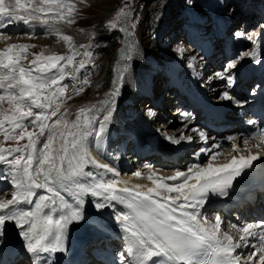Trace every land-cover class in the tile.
Here are the masks:
<instances>
[{"label":"snow or ice","instance_id":"6c2138e0","mask_svg":"<svg viewBox=\"0 0 264 264\" xmlns=\"http://www.w3.org/2000/svg\"><path fill=\"white\" fill-rule=\"evenodd\" d=\"M186 3L192 6V0ZM74 11L72 0H0V39H11L14 33L7 31L9 25H29L33 21L42 25H49L50 21L72 24L70 17ZM123 15L126 13L121 12ZM110 27L115 29L117 23L110 22ZM61 39L68 43L72 54L44 55L41 52L29 60L28 49L34 45L9 43L0 49V135L4 141L14 142L7 148L0 143V166H6L0 180L9 181L10 177L13 188L11 198H0V255L11 223L32 264H55L56 254L68 251L70 229L89 222L85 198L90 195L98 213L109 208L115 210L116 204L125 209L116 211L114 216L126 242L125 252L118 254L114 264H264V222L240 228L243 234L234 241L231 235L221 231L220 215H216L215 224L205 216V206L210 199L229 196L255 167L253 162L260 159V152L253 153L248 147L249 138H244L247 155H243L235 143L237 137H227L236 154L225 163L217 164L214 161L223 146L213 142L209 147L207 133L193 127L191 131L205 145L196 155L206 158V163L193 162L187 170H175L167 177L150 170L146 178L151 181V187L129 186V181L119 179L118 170L98 162L85 146L87 137L102 140L108 132L127 66L118 71L116 87L109 93L108 100L81 107L75 120L70 121L67 109L61 111L63 102L71 98L65 96L68 85L64 81L69 77L78 80V74L89 61H81L69 72L78 53L71 45V37L64 35ZM84 55L91 56V53L86 51ZM253 58L256 59L255 55ZM22 61H28L27 65ZM236 68L237 63L229 61L215 76L231 88ZM83 83L87 84V79ZM74 87L75 95L84 90L78 84ZM220 97L235 100L227 91ZM155 115L148 109L149 118ZM30 125L33 130H29ZM258 136L259 143L255 147L264 152V131ZM167 139L173 144L194 142L193 136L184 134L178 140ZM24 140L27 142L21 143ZM89 165L111 174V178L104 179L86 171ZM133 175L142 178L139 171ZM120 184L124 186L118 187ZM38 190L45 194L37 195ZM65 192L74 197V204L68 203ZM21 205L31 207L25 210ZM252 238L257 239V243H251ZM242 248L254 249L246 260L243 253L237 251Z\"/></svg>","mask_w":264,"mask_h":264},{"label":"rangeland","instance_id":"374dc122","mask_svg":"<svg viewBox=\"0 0 264 264\" xmlns=\"http://www.w3.org/2000/svg\"><path fill=\"white\" fill-rule=\"evenodd\" d=\"M72 3L75 4V11L70 17L74 21L72 24L66 22H57L53 24L50 21L49 25H42L39 21H33L32 23L44 26L49 32V34H44L39 31L36 36L30 35V26H27L25 30L24 25L18 28L17 26L15 27V25H12V28L7 30L15 28L16 31L22 33L20 35H12L11 39H0V49L5 48L9 43H20L34 45V47L28 49L29 60L33 59L35 54H40L41 52H43L44 55L55 53L56 55L66 56L72 53L68 43L63 41L61 37L64 35L71 37V45L75 48L78 54L74 56L73 66L69 67L68 71L73 72L74 67L78 66L81 61H89L86 68L81 70L78 74V80H73L69 77L64 81V83L68 85L65 91V96L71 98L66 99L63 102V108L61 111L66 108L68 112L67 119L71 118L72 120H75V115L81 107H88L93 104H98L101 101L108 100L109 93L116 87V84L114 83L112 87L108 88L109 85L105 82L108 69L110 68L109 65L111 64V59H114V49L108 47L110 44L109 41L106 42L101 40V30L105 28L113 32L114 29L110 27V22L117 23L118 18L121 16V12L124 13L128 6L127 4L131 3V6L129 7L130 11L131 9H134L133 6L136 7V10L133 15L131 11L127 21H124L125 24H123V27L126 37H124L123 44L115 54V59L117 58V67L115 68L116 75H118V71L125 65L127 66V71L123 76L120 95L116 98L117 102L111 119L112 125L110 124L108 127L113 126L117 120V122L127 123V126H130V128L133 129L135 135H139L141 131L136 124H138V122H140L139 119L142 118L149 127H154V129L156 128L155 123L159 127L162 125L163 120L165 124L172 128V130L176 131L180 126L175 120V115L179 116L178 109L180 108H176V104L172 103V105H170L172 106L170 109L171 113L168 115L171 116L168 117L167 115L166 119L158 118V120L156 118L158 117L157 115L154 118H149L147 116V111L151 105L148 107V102L145 101V99H142L136 104L132 103L131 106L124 104L125 96L121 94V91L126 92V90L130 89L133 81L132 78L138 77L140 80L141 78L143 79L142 73L145 71V68L141 66L140 62L145 63L151 61L149 58L150 56L148 55L151 54L153 58L160 59L162 62L166 63H176L178 61L180 64L179 70L181 67H186L187 70L182 77L186 81H191L198 77V75H202L203 71L200 72V70H202V66L205 68L208 66V61H205V64L200 66L201 69L197 68V65L193 64L198 61L197 54H190V50L192 49H190L191 46L190 44H187L186 41L189 39L191 42L193 39L197 40L201 37H205V41L208 42L210 39L207 34H214L217 38L221 27L225 22H228L227 27L229 30H232H230L227 35V39L232 40L230 43L231 49L229 55L227 56V59H225L223 56H226V53H220L219 56L221 57H216L215 59L220 61L225 59L222 68H217L218 70H215V72H213L214 70L211 71V69H209L207 72L216 79L217 77L214 74L223 71L225 65L229 61L237 63V68L233 71H237V74L239 75L238 70H240V65L246 60L251 61L253 55L256 56L257 50L261 44L260 40H262L264 35V29H261V25H264V0L262 2H259L258 0H192V6H188L186 0H72ZM127 22L128 25L126 24ZM194 28L197 31L192 32ZM237 32H241L244 35L238 37L235 35ZM204 34L207 36H204ZM98 35H100V37ZM198 47L201 51L202 45L199 44ZM86 51L90 52L91 56H85L84 52ZM120 53H123L122 58L120 57ZM206 53H210V50H207ZM128 57H131V59H128ZM188 57H192L190 61ZM198 58L201 59L200 56H198ZM22 63L27 65L28 61H22ZM189 64H192L193 67L196 66V68H189ZM211 64H214V62ZM210 67H212V65ZM129 68L133 69L129 70ZM161 70L163 71V76L161 75L159 77L160 72L158 71L156 74L157 78H151L150 80V83L152 84L150 89L153 87V91L161 90V86H163V82H161L163 81V77L167 78V75H169L168 72H170V69L163 67ZM85 79L88 81L87 84L83 83ZM211 82L215 83V81L212 80ZM223 82L225 83V81H222V83ZM77 84L84 89L79 95H75L76 87H74V85ZM127 86L130 87L128 88ZM140 87L141 86L137 84V88ZM213 88H215V86ZM154 93V99H156L157 94L156 92ZM0 94H2V90L0 91ZM3 106L5 108L8 107L7 103H4ZM153 112H155V109H153ZM116 115L120 116L117 117ZM55 119L56 118L54 117L53 120ZM173 119L176 124L173 123ZM158 127L156 129H159ZM29 130H33L31 125L29 126ZM142 139L145 140L142 142L146 144L148 147L147 150L150 151L142 154H145V156L148 157V163H154L151 161H157V157H155V152L150 149V137ZM165 139L166 138H164V140ZM164 140L161 138V148L168 149L171 141L169 139V142H167L168 147L165 148L163 147L165 146L163 145ZM137 141L140 142V140ZM26 142V140L21 141V143ZM0 143H3L5 148L13 146L14 144L13 141H4L3 135H0ZM122 143L114 146V149L112 147L111 150H118L120 152L122 149ZM181 147L184 148L183 146ZM174 148H176V145ZM130 149L131 148L128 146L127 150ZM113 154L114 153H112V155ZM135 155V151H132L128 156L125 155L127 156L126 163L132 165V170L136 167V164H133L134 161L136 162ZM181 157L183 158L184 155ZM181 157L179 158L182 159ZM5 167L6 166H0V174H3V169ZM144 168L145 167L141 168L138 166V169H141L140 172L143 173L145 172ZM172 169L173 168L168 166H160L158 168V170H163L165 172L162 177H167L173 172V170H176ZM126 170L128 169L126 168ZM2 181L3 180H0V182ZM5 182L6 186L9 185L12 188L10 177L9 181ZM8 191L9 190L7 189L3 191L5 193L2 192L0 198H3L4 196V198L7 199L9 194L13 191V188L9 192ZM28 206L30 207L31 205ZM26 207L27 205H22V208L25 210H27ZM85 229L86 228H81L80 233ZM10 230L15 231L11 224H9L7 232Z\"/></svg>","mask_w":264,"mask_h":264},{"label":"bare ground","instance_id":"6f19581e","mask_svg":"<svg viewBox=\"0 0 264 264\" xmlns=\"http://www.w3.org/2000/svg\"><path fill=\"white\" fill-rule=\"evenodd\" d=\"M22 25H24V24L23 23H20L18 25H15V27L17 26V28H18V27H20ZM24 26H25L24 27L25 30H26V27L27 26H30L31 27V30L29 32L30 35L36 36V35H38V32L39 31L41 33H44V34H49V32L42 25L34 24V23L31 22L29 25H24ZM10 28H12V25H9V28L8 29H10ZM221 28L224 29L225 28V24ZM7 31L8 32L9 31L10 32L13 31V33H14L13 35H16V34H19L20 35L22 33V32L16 31L15 28L14 29H11V30H7ZM22 31H24V30H22ZM197 38H199V37H197ZM197 40L199 41L197 45H199V44L202 45V50L201 51H205V52L207 50H210L211 51L212 46H211V44L209 42L202 41L201 38H199ZM190 43H191L190 40H188L187 44H190ZM260 43L261 44H260V46H259V48L257 50V53H256V56L255 57L256 58L263 59V64H264V35L262 37V40H260ZM223 46H225L226 53L229 54L230 44L227 43V42H224L223 43ZM190 49H192V48H190ZM191 53L192 54H195V51L194 50H190V54ZM197 54H199V53H197ZM191 58H189V61H190ZM252 61L248 62L246 60L245 63H247V64H245L244 66L250 67L251 65H249V64ZM217 63H218L217 61H214L213 66L217 65V68L218 69L220 67L222 68L223 65L218 66L219 64H217ZM220 64H222V63H220ZM209 67H210V64H209ZM184 70H186V67H185ZM209 76L211 77V80L212 81H215V83H216L217 86H220V88H223L224 82L222 83V81L217 76H216L217 77L216 79L214 77H212L211 74ZM175 77H177V76H175ZM234 77H236V74L235 73H234ZM138 81H139V84H141V81L140 80H138ZM135 83L138 84L137 78H135L133 80L132 87H135L137 90H139L141 87L140 88H137V84L135 85ZM221 85H223V86H221ZM245 85L246 84H244L242 86V90L245 88L244 87ZM242 90H240L239 93L231 94V95L234 96V97H236L239 94H241V96H242ZM197 94H201V92H200L199 89H191L188 92V95H197ZM134 96H137V95L134 94ZM157 98H159V97H157ZM194 99H196V98L194 97ZM152 101L154 102L155 105H157L156 103H160V106H161V109L159 107L155 109V114L158 116V117H156L157 120H158V118H160V119L162 118L163 119L164 116H166V118H167V115L169 113H171L170 112V109H171L172 106H170V105H172V103L173 104H176L173 101H169V97L167 96V94H163V98H161V100H152ZM247 101L248 102L246 104L240 103L237 106H232V107H234V114H236V116L243 117L244 115L250 114L251 111L249 109L251 107H253L254 104L248 98H247ZM149 105H151V106L149 107ZM180 105L181 104H178V105L176 104L175 107L177 108ZM148 107H149V109H152V111H153L154 108H153L152 103L151 104H148ZM178 115L179 116L175 115V117H176L175 120H176V123L180 124V126L177 128L176 131L175 130H172V128L169 125L165 124L164 120L162 121V125H160L159 127L155 123V127L156 128L158 127L159 129H156V128L154 129V127L153 128L151 126L149 127V125L146 124V122L144 121L143 118L142 119H139L140 122H138V124H136L138 126V128L141 130L140 133H139V135H135V133H133V129L130 128V126H127V123L117 122V120H116L115 122L117 124L115 123V124H113V126L108 127V132L106 133V135L104 136V138L102 140H97L94 136H89L85 140V146H86L87 150L91 153V155L98 162H100V163H107V164H109V166L115 168L116 170H118V171L120 170L121 171V173H120L121 176L119 177V179L129 181V186H131L133 184H143V185H146L147 187H151L152 186L151 181H149L146 177L149 174V171L150 170L151 171H156L157 174H158V176H161V177H162V175L165 174V172L163 170H158V168L160 166H166L165 164H167L166 162H162L163 161V158H167V157H170L171 156L179 164V166H176V168H177L176 170H182V171L183 170H187V168H186L187 159L185 157H183V158L181 157V156H183L185 154V152L183 150L191 147L192 145H193L194 151H196V149L198 150L200 147H204L205 146V145L202 144V142L199 141V139H198L199 137L194 136L195 133H193L191 131V129L193 127L202 129V124L203 123H202V121H200V118L202 117V115H195L194 117L186 118L185 117V114L183 115L180 111L178 112ZM169 116H171V115H168V117ZM118 120H120V119H118ZM129 123H131V122H129ZM168 123H170V122H168ZM173 123L176 124L175 121H174V119H173ZM150 125H152V124H150ZM186 125H187V127H185ZM116 133L117 134H120V135H117V137L115 138V140L112 141L109 144L108 152L111 150L112 147L114 149L115 148L114 146H116L117 144H119V142H122L124 140H127L128 141V139H133V143L132 144H134V142H138L137 140H140V142H138V143H141L142 141H145L142 138H149L150 137V139H149L151 141L150 142V149L153 152H155V155H156L155 157H157V161H151V162H154V163H148V161H149L148 160V157H146L145 154H143V156H141L138 159H136V162L135 161L133 162V164L134 163L136 164V167L134 166L135 168L132 171L126 170V168L128 169V165L129 164L125 163V161L127 162V160H126L127 156L130 153H132V151H135L133 149L128 150L129 152L126 151L125 155H127V156L121 155V150H120V152L118 150H114V151L112 150V152L114 153L112 155V157L115 160L114 161H111L107 157L106 151H103L102 146L106 147V145L108 144V142L111 141V137L113 136V134H116ZM181 134H184L186 136L187 135L193 136L194 137V141L196 140V142H197V147L196 148L194 147L195 146L194 145V142L191 143V144H189L187 141H182L179 144H173L172 142L169 143L170 144V147L168 149L161 148V138H163V140H164V138H166L165 139L166 141L165 140L163 141L164 142L163 145H165L163 147L167 148L168 147L167 142H169V139H167V137H170L172 139L178 140L180 138ZM229 134L232 135L233 132H231ZM207 135L210 138L209 139L208 146L211 145L213 142L217 143V140L214 139L211 134L207 133ZM92 138H95L96 144L91 143V139ZM134 138L136 140H134ZM236 142H237V140L235 141V143ZM128 145H130V143H128ZM175 145H176V148H174ZM181 146H183L184 148H182ZM240 146H243V144L239 145V147ZM147 148L148 147L146 146V144L142 142L141 144L138 145V147L136 148V151L135 152H138V150L141 152V151H143V149L145 150ZM218 151H220L221 154L217 157L216 161H214V163H217V164H219V163H225L227 160L231 159V156L232 155H235L236 154V153L232 152L231 147H229V150H224V147H222L221 149H218ZM140 154H142V153H140ZM177 156L181 157L182 159H180ZM118 157H119L120 160L118 159ZM123 159H124V161H123ZM260 159H262L264 161V152H260ZM262 160L254 161L253 162L254 165H255L254 168L260 169L258 165H260V161H262ZM196 161H199V162H202V163H206L207 162V159L204 158V157H200V156H197L196 155L195 160L192 161V163L193 162H196ZM138 166L141 167V168L142 167H145L144 168L145 172L144 173L141 172L142 173V178H137V177H135L133 175L137 171L140 172L141 169L139 170L138 169ZM85 170L86 171H91L93 173H96L98 176H101L104 179H110L111 178L110 177L111 174H107V173L103 172L102 170H98V169H96V168H94V167H92L90 165L88 167H86ZM252 170L249 172V175H248L250 177V179L252 178V175H253L252 174ZM258 173H264V171H262L260 169ZM173 174H174V171L171 172L169 176H171ZM245 178H247V177H245ZM169 183H171V181H169ZM123 186H124L123 184L118 185V187H123ZM6 189L9 190V191L12 190V188L10 186L6 188V182L5 181L0 182V194H2V192L5 191ZM38 191L39 192L37 193V195L45 194L43 190H38ZM3 193H5V192H3ZM63 195L65 196V198L67 199V201H68L69 204H74V197H72L70 194H68L66 192L63 193ZM5 197H6V195H5ZM3 198H4V196H3ZM8 198H11V194H9V197ZM34 199H35V197H34ZM85 200H86L85 210H86V213H89V215H88L89 220L90 219H93L95 221L101 222L103 225H105L106 223H109V224L112 223L113 226H114V224L116 223L115 222V219H114L115 213H114V216L111 215V214H108V213H110V211H113L111 208H109V209H107V210H105L103 212H99L98 213L97 210L94 207V200H93V198L89 195L88 197L85 198ZM21 207H22V205H21ZM30 207L27 205L26 209L28 210ZM206 209L207 210L205 211V216H206L207 220L210 223L215 224V221L212 220V216L214 217V214H213L214 212L211 211L210 208H208V207H206ZM88 224L91 225V223L88 222L86 224L88 226L87 228L89 229L90 226ZM233 224H235V222H233V223L230 222L229 224H227V226H229L230 228H232L233 231H231V233L229 231H227V232L225 231V233H227L228 235H231L233 238H237L238 237V234H240V230H239L240 228L236 224L235 225L237 227L233 228L232 227ZM11 226L13 227V230H15V231L10 230L9 232H7L6 244H5V247H4L3 254L0 255V260L3 261V264H24V261H25L24 258L25 257L30 258V260L32 261V258L30 257V255L26 254V251L23 248V242H22V239L18 236L17 230L15 229V227L12 224H11ZM80 226H75V227H73V228L70 229L69 235H68V239H67V248H69L72 244H76V243H79L81 241L82 232L80 233V228H79ZM223 230H224V228H223V226H221V231H223ZM12 245H16V247L14 248ZM125 248H126V246H125ZM16 254H17V257H19L17 259V262H15V255ZM106 254L107 255L105 257L107 258V256L110 254V250H107ZM65 258H66V253H57L56 256H55V258H54V260H55V263H58V261H62Z\"/></svg>","mask_w":264,"mask_h":264},{"label":"trees","instance_id":"16d2710c","mask_svg":"<svg viewBox=\"0 0 264 264\" xmlns=\"http://www.w3.org/2000/svg\"><path fill=\"white\" fill-rule=\"evenodd\" d=\"M134 10H136V7H134ZM102 32V35H101V40H104V41H109L110 44L108 45V47H112L114 49V55L113 57L115 56V52H116V49L119 45V40H120V37H121V33H120V30L118 27H116L113 32L112 31H109L107 29H102L101 30ZM100 37V35H98ZM113 60L111 59V64L109 65V69H108V72H107V78H106V83H108L110 81V78L112 76V70H113Z\"/></svg>","mask_w":264,"mask_h":264}]
</instances>
